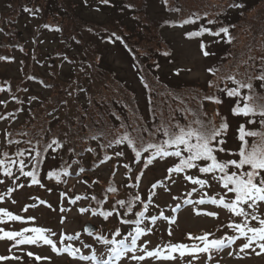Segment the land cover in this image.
Returning <instances> with one entry per match:
<instances>
[{
	"label": "trees",
	"instance_id": "trees-1",
	"mask_svg": "<svg viewBox=\"0 0 264 264\" xmlns=\"http://www.w3.org/2000/svg\"><path fill=\"white\" fill-rule=\"evenodd\" d=\"M98 2L102 10L107 9L111 17L109 22L93 23L83 18L78 14L80 4L76 0H4V9L0 11V57L6 58L0 59V64L13 62L16 50L20 53L22 67V73L17 76V80L0 74V88L4 89L0 91V95L7 94V102L12 101L16 105L8 112H0V115L7 116L12 113L13 115L7 118L10 122V119L17 117L16 113L21 112L24 105L27 108L26 117L9 127L3 134L5 140L0 146V153L8 152L13 155L18 150L28 149L29 144L25 143L28 140L33 144L37 140L47 143L55 137L64 145L61 149L49 150L45 154L38 169L37 178L40 183L31 184L29 177L32 186L45 183L46 187L49 184L48 187L51 188V183L62 184L71 175L72 167L79 171L81 168L91 171L95 166L102 164L100 161L105 154L111 157L109 160H113L117 157V152L123 153L120 158L125 159L123 166L128 165L127 170L133 171L132 166L135 164L139 165V172L146 170L143 159H137L126 142H113L111 147L107 148L101 146L114 141L125 131L135 138L138 133L134 129L151 130L162 122L185 124L192 120L195 114L217 126L222 118L227 122L229 127L224 137L226 149H230L227 142L232 140H235V143L234 149L231 150L239 148L237 129L241 124H245L249 130H264L259 123H247L249 119L258 120L259 117L233 115L231 109L236 104V98H230L226 92L220 91L235 86L225 79L226 76L235 75L237 80L246 79L247 76L259 75L260 69L264 67V0H159L163 13L157 17L150 15L148 0ZM234 4H241L242 7L232 6ZM26 8L31 11H25ZM24 16L36 20L33 24V42L40 32H52L56 36L57 47L60 49L52 52L49 56L51 60L47 64L52 66L50 62L53 57L66 61L72 71L66 74L64 81L52 72L40 74L32 70L36 62L41 65L42 60L47 59L43 57L37 60L35 51L25 47L19 28L16 27L18 20ZM190 17L193 23L181 24ZM209 20L213 23L209 24ZM185 25L190 26L188 32L204 27L214 33L221 27H228L232 37L231 42H228L223 33L216 36L206 32L190 38L209 36L224 41L221 54L209 66L212 71H208L209 77L204 84H171L162 80L158 73L161 60L171 52L162 35V28ZM116 37L120 39L117 40ZM107 41L120 45L131 57L144 89L143 105L135 90L131 89L124 79L119 78L104 61L101 50L102 44ZM163 43H166V50L162 49ZM20 81L26 82L25 86L22 87ZM29 82L38 84L47 92L41 97H35L33 94L27 96L25 92L30 86ZM252 83L256 94L264 97L262 82L253 80ZM80 91L82 92L79 93ZM243 91L247 93V90ZM81 94L82 99L79 97ZM26 96L27 102L24 100ZM205 96H214L222 103L205 100ZM223 104L228 107L227 113L221 111ZM211 106H217L218 110L210 111L208 107ZM186 109L191 111L186 112ZM2 132L0 131V136ZM6 133L10 136H6ZM143 135L145 140L149 139L147 132ZM93 136L96 139H92ZM8 139L18 140L20 143L10 145L7 143ZM248 139L251 143L253 138ZM89 148L93 151H87ZM147 155L148 153L141 154L142 158ZM218 155L221 159L237 158L225 156L223 153ZM87 157L89 166H86L85 162ZM168 159L175 162V158L165 160ZM25 163L28 164L27 157ZM30 170L29 165L25 171ZM49 172H61V175L59 178L49 177ZM108 187L109 185L104 187L106 193L103 197L107 195L109 199L111 193L107 192ZM136 193H130L127 197ZM139 194L142 200L146 201L140 192ZM135 207L134 211L142 210V206L137 209ZM103 209L107 210L104 205Z\"/></svg>",
	"mask_w": 264,
	"mask_h": 264
},
{
	"label": "rangeland",
	"instance_id": "rangeland-1",
	"mask_svg": "<svg viewBox=\"0 0 264 264\" xmlns=\"http://www.w3.org/2000/svg\"><path fill=\"white\" fill-rule=\"evenodd\" d=\"M79 2L80 6L78 8V14L83 18L88 19L93 23H105L109 22L111 17L109 16L107 9L102 10L99 6L98 0H76ZM4 0H0V11L4 9ZM148 10L150 15L153 17L161 16L163 13L162 4L159 0H148ZM36 20L33 17L24 16L18 20L16 27L19 28L20 37L23 38L25 47L34 50L35 56L37 54V60H41L46 57V61L42 60L41 65L37 62L32 66V70L40 74H54L61 81L66 79V74L72 71L70 65L64 60H58L53 57L52 66L47 64L50 61V55L55 49H60L57 47V38L51 32H40L35 36L36 40L33 42V24ZM190 26H180V27H164L162 28V35L165 38L166 43L169 44L171 48L170 55L165 57L160 62V68L158 70L159 76L162 80L168 81L171 84H204L209 77L208 69L211 64L219 57L223 50L224 41L221 38L213 37H201L196 39H190L185 36L188 32ZM35 43V44H33ZM163 43V48L166 50L165 44ZM201 43L205 45L204 49H201ZM101 54L106 62V64L111 67L117 73L119 78L125 80L126 84L129 85L131 89H134L138 100L140 103L144 104L143 92L144 89L141 86L140 77H138V72L136 66L133 65L131 57L115 43L107 41L102 44ZM204 51L208 55H204ZM31 52V51H30ZM14 60L8 64H0V74L5 76H10L17 80L22 71L20 67V53L14 51ZM44 61V62H43ZM24 70V69H23ZM21 72V73H20ZM22 87L25 86L24 81H20ZM30 83V82H29ZM47 91L39 87L38 84L30 83L28 90L25 94L34 95L35 97H41ZM80 91L79 93H81ZM25 97V102L28 101V97ZM82 99V94L79 95ZM7 94L0 95V101L5 103L0 104V112H8L13 109L16 105L12 101L7 102ZM211 111L212 109L217 111V106L208 107ZM26 106L24 105L21 112L16 113L17 117L15 119L0 120V131L1 133L0 146L4 144V133L5 131L16 124H18L26 116ZM221 111L227 113L228 107L223 104L221 106ZM11 118V117H10ZM232 133V132H231ZM230 133V135H231ZM232 138V135H231ZM233 139V138H232ZM235 140L227 142V146L230 149H234ZM89 158L85 160L86 166L88 165ZM123 161L120 156L113 158V160H108L102 164L95 166L91 171H79L75 167H72L71 175L65 179L64 183L53 184L51 183V188L46 187L45 183L42 186L33 187L29 183V177L20 176L18 170H14V175L19 176V179L13 183V178H6L0 174V180L4 183H0V208L11 212L13 215H18L22 217L21 220H8L0 213V229L5 231L21 232L25 228L40 227L49 230L46 235L50 233H55L56 235L51 236V238L57 243V247H60V234L63 232L65 235H74L80 232L79 240L68 241L65 240L64 243H72L76 247H80V242L92 244L94 237H90L87 232L83 231V226L86 223L95 224L96 227L93 229V233L102 231L105 235H108L111 230H113V225H117V218L113 216L110 221L105 222L102 217L92 216L91 214H81L79 209L81 207H97L96 202L91 199L93 194L99 199L103 197L106 193L104 187L106 185H114L118 189V192L113 194L104 203V208L108 210L111 209L112 205L115 203L116 199H127V195L130 193L140 192L145 198V202L148 200L149 192L153 191L151 185L157 181H161L167 175V168L173 164V160H157L151 167L146 168V170L140 171L138 164L133 165V171L127 170L123 166ZM143 172V176L138 186H135V177ZM115 173V175H113ZM191 175H197V173L191 171ZM202 178H205L202 176ZM173 179L175 183L172 184L165 181L169 191H166L164 187H160L155 190L156 194L153 197V203L149 205L148 211L145 213L146 216L159 215L163 211L164 215L167 217L175 216V221L169 223V221L164 219H158L155 224L150 221H145L142 226H147L152 229L150 233L141 237L138 241L139 244H143L144 241H148V249L152 250L157 247V245L163 246L167 243H184L191 245L194 241L188 239V234L191 233L193 236L201 235L205 232L213 233L214 236L210 238H220L225 234H234L231 229L226 227L229 222L231 214L226 210L218 208L215 205L205 204V205H188L184 203L186 199H191L193 201L198 200L205 192L209 196H215L218 193L222 194L221 187L212 183L211 188L201 189L199 186L196 192H192L194 187L190 182H186L183 175L177 176L173 174ZM210 179V177H209ZM97 181V183H93ZM17 185H23V187H17ZM129 185H134L129 187ZM14 189L12 192H8V189ZM59 188V192H57ZM191 192V196L188 193ZM7 193V194H6ZM6 194V195H5ZM64 194V195H62ZM79 196L81 199L76 200ZM175 197L176 199H173ZM44 201L45 203H41ZM72 201H75L73 203ZM179 204L180 207L173 212L172 209ZM137 204L135 209L140 208ZM143 207V206H142ZM193 207L201 208L205 211L219 212V216L216 218L208 217L205 215H196L193 211ZM261 212H264V205H261ZM32 219H29V218ZM63 218V223L61 222ZM129 219H134L133 214H129ZM239 222L238 218L232 217ZM223 225V227H221ZM135 225L122 226L121 231L124 235L134 228ZM169 229H171V235H169ZM2 235V233H0ZM24 235H34L33 233H24ZM123 238V236L118 237ZM245 239L241 238L235 242L234 245L228 248H224L221 251H214L212 253L213 258L208 260V254H198L199 259L192 261V257L185 255L180 258L179 253H174L176 257L175 260H154L152 258H147L144 261L139 262V264H264V253L256 255L260 249L256 247V251L253 252L251 249H245L244 252H240V247L245 243ZM99 249V245H94ZM255 247V245H254ZM31 252L34 255L29 256L28 253ZM82 254L90 255V249H81ZM232 252L233 255H229ZM239 253V256L236 255ZM137 255H142V252H137ZM0 256L7 257H19V259H8L0 261V264H88L87 261H79L77 258H73L66 253L57 254L52 251L51 246L45 245L42 242H37L36 244H21L17 245L15 240L0 239ZM36 256L41 257L40 260L36 259ZM123 264H130L127 259L123 260ZM131 264H137L133 261Z\"/></svg>",
	"mask_w": 264,
	"mask_h": 264
},
{
	"label": "snow or ice",
	"instance_id": "snow-or-ice-1",
	"mask_svg": "<svg viewBox=\"0 0 264 264\" xmlns=\"http://www.w3.org/2000/svg\"><path fill=\"white\" fill-rule=\"evenodd\" d=\"M103 3H108V0H102ZM234 7H242L241 4H234ZM25 11H31L25 9ZM206 15V14H205ZM199 19V17H196ZM193 19L190 17L181 22V24L193 23ZM209 24L213 21L209 20ZM48 27V25H45ZM219 36L221 33L227 37L228 42H231L232 37L229 34L228 27H221L217 32H212L211 29L201 27L198 31L188 32L186 36L188 38L198 37L204 33ZM115 35V34H113ZM117 40L120 37H116ZM205 45L201 43V49L203 50ZM167 55V53H164ZM204 55H208L204 51ZM0 59H6L0 57ZM264 59V58H262ZM209 72L212 69L208 70ZM226 80L231 81L235 86L232 88L221 89L220 91L226 92L230 98H236V104L232 107L231 111L233 115H242L244 117H259L258 120L249 119L248 124L259 123L264 129V97H260L253 90V80H259L264 87V67L260 69V74L257 76H247L246 79L237 80L235 75H228ZM211 86V82H210ZM4 89L0 88V91ZM243 90H247L245 93ZM13 99H16L13 97ZM205 100H209L214 103H222L221 100L214 96H205ZM5 103L0 101V104ZM187 111H191L186 109ZM219 114V113H217ZM12 113H8L7 116L0 115V120L7 119L12 116ZM229 125L222 118L221 123L217 126L211 121L202 119L199 114H195L193 119L185 124L180 123H164L157 125L154 129H134L138 135L133 138L127 131L116 138L114 141H109L108 144L101 147H111L112 143L123 144L127 143V146L135 153L137 159H143L144 167L152 165L157 159L165 160L167 158H175V162L167 168V175L163 180L157 181L151 185L153 191L149 192L148 200L145 202L142 200L141 195L137 192L128 199H116L112 205L111 210H104L103 205L107 202L108 196L105 195L102 199L97 197H91L96 202L97 207H81L79 212L81 214H91L92 216L102 217L105 222L110 221V218L115 216L117 218V225H113V230L105 235L102 231L92 233L87 228L83 229L90 237H94L93 243L80 242L81 246L76 247L72 243L65 244L64 241L79 240L81 233L77 232L74 235H65L63 232L60 234V247H57V243L51 238L56 235L50 233L46 235L49 230L32 227L25 228L21 232L5 231L0 229V239L7 238L8 240H15L17 245L21 244H36L42 242L45 245L51 246L53 252L57 254L66 253L73 258H77L79 261H87L88 264H123V260L127 259L130 264L135 261L137 264L144 261L147 258L154 260H175L174 253H179L180 258L185 255L192 257V261L199 259L201 253L208 254V260L213 258L212 253L214 251H221L224 248L231 247L235 242L241 238L245 239V243L240 247V252H244L245 249H251L256 251V247L260 249L256 252V255L264 253V212L260 211L261 205H264V130H249L245 124H241L237 129V139L240 141V146L236 150L226 149L224 147L226 139L224 138ZM147 132L149 139L145 140L143 133ZM6 136H10L6 133ZM248 138H253L249 143ZM92 139H96L95 136ZM8 144H18V140H7ZM29 144L28 149H21L15 152L13 155H9L8 152L0 153V174L6 178H13V183L19 179V176L14 175L13 169L16 168L19 171L20 176L30 177L31 184H39L38 177L39 166L43 163V159L49 150L56 151L63 148V143L53 137L50 142L42 143L41 140H37L34 144L31 140L25 141ZM73 151V149H69ZM87 151H93L87 149ZM142 153H148L146 158H142ZM223 153L225 156H235L233 159H221L218 154ZM117 157L122 156V152L115 153ZM25 157L28 159V164L25 163ZM111 159L107 154L103 157L100 163ZM31 166L30 171H25L27 167ZM128 168V165H124ZM131 169H129L130 171ZM66 172V170H64ZM83 172L84 169L81 168ZM190 171H195L197 175L189 174ZM173 174L177 176L183 175L186 182H190L194 187L192 192H196L199 186L201 189L211 188L212 183L218 184L222 189V194L218 193L215 196H209L206 192L198 199L191 200L186 199L184 203L188 205H215L218 208L226 210L231 214L230 219L226 227L231 229L234 234H225L220 238H210L214 236L213 233L205 232L198 236L188 234V239L194 241L191 245L184 243H167L163 246L157 245L156 248L149 250L147 245L148 241H144L143 244L138 245V241L141 237L147 235L152 231L151 228L142 226L145 221H150L155 224L158 219H164L172 223L175 221V216L167 217L163 211L159 215L146 216L149 205L153 203V197L160 187H164L166 191H169L165 181L172 184L175 183ZM49 177L55 176L59 178L61 172H49ZM115 175V173H113ZM143 172L135 177V186H138ZM205 177V178H202ZM210 177V179H209ZM0 183H4L0 180ZM97 183V181H93ZM42 186V185H41ZM134 185H129L132 187ZM17 187H23V185H17ZM14 189L9 188L8 192H12ZM108 193H117L118 189L111 184L107 188ZM7 194V193H6ZM5 194V195H6ZM231 194V196L229 195ZM64 195V194H62ZM191 196V192L188 193ZM3 199V196H0ZM81 199L77 196L76 200ZM173 199H176L173 197ZM75 203V201H72ZM41 203H45L41 201ZM137 204L142 205V210L134 211V206ZM180 207L179 204L172 209L175 212ZM193 211L196 215H205L208 217L216 218L219 216V212L205 211L198 207H193ZM0 213L8 220H21L22 217L13 215L11 212L0 208ZM129 214L134 215V219H129ZM238 218L239 222L236 219ZM29 219H32L31 217ZM63 223V218L62 221ZM135 225L124 235L121 231L122 226ZM223 227V225L221 226ZM33 233L34 235H24V233ZM169 235H171V229H169ZM123 236V238H118ZM99 245V249L94 247ZM255 245V247H254ZM90 249L91 254H82L81 249ZM137 252H142V255H137ZM31 257L34 254L29 252ZM229 255H233L229 252ZM239 256V253H236ZM8 259H19V257H7L0 256V261ZM37 260L41 257L36 256ZM189 261V264H192Z\"/></svg>",
	"mask_w": 264,
	"mask_h": 264
},
{
	"label": "water",
	"instance_id": "water-1",
	"mask_svg": "<svg viewBox=\"0 0 264 264\" xmlns=\"http://www.w3.org/2000/svg\"><path fill=\"white\" fill-rule=\"evenodd\" d=\"M85 228H87L89 231H93V229L95 228V225H91L90 223H86Z\"/></svg>",
	"mask_w": 264,
	"mask_h": 264
}]
</instances>
